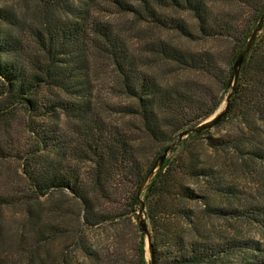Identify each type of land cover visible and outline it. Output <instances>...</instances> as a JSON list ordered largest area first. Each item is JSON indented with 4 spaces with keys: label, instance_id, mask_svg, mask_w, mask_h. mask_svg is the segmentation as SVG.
<instances>
[{
    "label": "trees",
    "instance_id": "obj_1",
    "mask_svg": "<svg viewBox=\"0 0 264 264\" xmlns=\"http://www.w3.org/2000/svg\"><path fill=\"white\" fill-rule=\"evenodd\" d=\"M31 1L33 8L23 13L0 8V117L23 112L31 138L22 144L10 133L0 137V161L18 162L25 180L17 189L7 181L0 191V264H73L65 255H51L48 245L72 241L82 256H93L92 228L137 218V191L155 160L181 131L223 103L233 63L264 0ZM106 3L152 28L191 39L234 38L235 52L224 57L184 49L159 35L144 41L145 51L154 55H138L113 22L99 15ZM246 8L253 11L248 22L241 17ZM171 9L189 13L194 23L167 12ZM103 61L112 67L110 92L122 99H108L107 106L134 121L115 122L99 109L91 73ZM152 64L165 73L189 75L165 80ZM226 121L231 127L223 133L207 129L175 146L171 152L180 150L166 158L145 193L156 264H264L262 237L212 233L203 223L205 217L230 215L264 231V198L243 191L232 176L235 169L264 175V24L242 64L230 107L215 127ZM200 137L212 153L209 161L190 144ZM151 144L158 150L145 167ZM191 178L205 182L202 193L190 188ZM198 198L208 206L196 214L187 201ZM213 198L224 205L213 206ZM9 207H19V215L5 224ZM159 208L168 217L162 223L169 237L164 244L157 237ZM139 238L138 260L146 264L140 228Z\"/></svg>",
    "mask_w": 264,
    "mask_h": 264
},
{
    "label": "rangeland",
    "instance_id": "obj_2",
    "mask_svg": "<svg viewBox=\"0 0 264 264\" xmlns=\"http://www.w3.org/2000/svg\"><path fill=\"white\" fill-rule=\"evenodd\" d=\"M104 3V2H103ZM104 6L99 9V15L105 20H111L116 28L121 31V34L128 40L130 46L133 49H136L138 55H154L152 52H146L144 49V41L156 38L160 36H166L174 44L181 46L184 49L190 50H204L208 49L212 51L215 55H223L224 57L232 56L235 52L236 41L234 38H199L191 39L184 37L178 34V32L165 31L156 28H152L150 23L147 21L135 20L132 18L130 13L124 12L121 9H116L109 4H103ZM227 6L221 3H217L216 7ZM232 6V5H231ZM229 7V6H227ZM233 7V6H232ZM231 7V8H232ZM0 8L2 9H11L14 12L29 11L33 8V1L31 0H0ZM238 8L235 13H237ZM167 12L179 15L186 18L189 23L193 24L194 20L191 15L187 12H175L173 9L167 10ZM244 13V14H243ZM241 17L244 20H248L252 17V9H245ZM242 23H245L241 20ZM100 63V62H99ZM149 68V67H148ZM150 68L159 76L164 75L165 80H171L178 77L188 76L189 73L182 71H173L166 72V70L159 68L156 64L150 65ZM165 73V74H163ZM162 78V79H163ZM92 86L95 88V93L97 95V101L99 104V109L102 111L103 115L108 116V119H111L118 123H125L127 121H134L132 117H125L119 113L115 112V108L111 109L107 106L108 99L111 102L119 103L122 99L114 94H111L115 89L114 76L112 75V67L109 62L103 61L100 64L94 66V69L91 73ZM224 103V100H223ZM222 103V104H223ZM221 104V106H222ZM221 106L217 109L219 110ZM216 110V111H217ZM215 111V112H216ZM214 112V113H215ZM213 113V114H214ZM59 125L62 128H66L64 121L60 120ZM231 127V122H224L219 127H213L210 129L211 134L223 133L225 130ZM12 134V137L17 140H21V143L24 144L29 140L30 133L27 127V118L26 115L17 111L13 118H2L0 117V137L7 136ZM136 135L140 134V131L134 132ZM202 137L197 141H190L197 153H204V157L211 159V151L206 147ZM194 142V143H193ZM151 151L149 155L144 159L145 167H148L156 155L158 147L152 144ZM176 152H171L167 158H170L172 155H175ZM209 155V156H208ZM262 175V174H261ZM256 173H247L242 169H235L232 173L233 180L238 184V187L243 189V191H250L255 195H259L261 198H264V175L261 176ZM11 182L8 187L12 189L17 186H24L25 180L21 175L20 164L16 161H0V191L6 189L4 186L5 182ZM190 188H195L197 192L199 190L202 193L205 188H200L204 181L201 179H189ZM209 193V192H208ZM210 199V198H208ZM207 200V199H206ZM203 198H198L195 201H187V206L194 211L199 213L205 207L208 206V203L205 202ZM45 201V198L42 199V202ZM184 200L183 202H185ZM213 206H222L224 205L223 200L220 198H213L210 200ZM19 207H9L4 210V215L2 216V221L6 223H12L13 219L19 215ZM201 213V212H200ZM144 217L148 224L152 239L155 237L154 226L151 223V219L147 214V207L144 209ZM226 217H205L203 218V223H206V229L213 231L212 233L218 234H229L230 236L237 237H262L264 239V231L255 222L245 221L243 219H236L230 215H224ZM158 229L161 235L157 233V237L161 244L166 243L169 240V237L164 230L162 223L164 218L167 217V213L163 208L158 209ZM198 219V218H196ZM199 220V219H198ZM137 225V227H136ZM138 228V229H137ZM90 239L96 245L97 253L93 256L85 257L82 256V253L78 250L79 248L76 244H73L72 241L64 242L63 240H55L48 245V251L51 255L59 257L60 255H65L67 259L73 264H140L138 260L139 253V227L136 217L128 219H116V221L110 223H104L100 226L94 227L89 231ZM147 246V245H146ZM145 249V263L150 264V257L147 248Z\"/></svg>",
    "mask_w": 264,
    "mask_h": 264
},
{
    "label": "water",
    "instance_id": "obj_3",
    "mask_svg": "<svg viewBox=\"0 0 264 264\" xmlns=\"http://www.w3.org/2000/svg\"><path fill=\"white\" fill-rule=\"evenodd\" d=\"M263 24H264V10L261 16L259 17L255 27L251 31L249 37L246 39L244 48L237 55L233 63V70L228 86V92L224 98V103L222 104L221 108L217 110L214 114L206 118L204 121L200 122L199 124L181 131L171 142H169L168 145L165 147V149L162 151V153L159 155V157L155 160L153 166L150 168V170L148 171L147 175L145 176V178L143 179V181L141 182L138 188L137 198L140 202V205L137 208V222L142 234L144 248H147L149 253L150 264H156V263H155L154 246H153L151 233L143 214L145 209V193L149 188V186L153 183L158 172L161 170L166 158L168 157V155L171 153L172 149L175 146H177L179 143L183 141V139H185L187 136L191 134L201 133L207 129L213 128L221 121V119L227 113L231 104L232 97L236 92L237 82L242 64L248 52L251 49L254 39L257 37L258 33L260 32Z\"/></svg>",
    "mask_w": 264,
    "mask_h": 264
}]
</instances>
